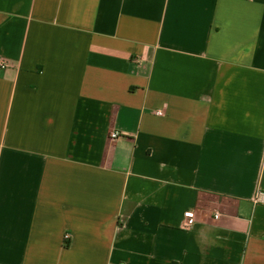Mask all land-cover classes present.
Instances as JSON below:
<instances>
[{
	"label": "crops",
	"instance_id": "obj_1",
	"mask_svg": "<svg viewBox=\"0 0 264 264\" xmlns=\"http://www.w3.org/2000/svg\"><path fill=\"white\" fill-rule=\"evenodd\" d=\"M0 60V264H264V0H0Z\"/></svg>",
	"mask_w": 264,
	"mask_h": 264
},
{
	"label": "built area",
	"instance_id": "obj_2",
	"mask_svg": "<svg viewBox=\"0 0 264 264\" xmlns=\"http://www.w3.org/2000/svg\"><path fill=\"white\" fill-rule=\"evenodd\" d=\"M0 67H6V62L4 60H0ZM158 114H162V112H158ZM113 138H118L119 134L118 133H113L112 134ZM256 203H264V192L259 191L256 199H255ZM186 218H187V226L191 227L194 224L195 221V213L193 211H188L186 213ZM216 218H219V214L216 215ZM70 232H67V236H66V240L69 241L70 239Z\"/></svg>",
	"mask_w": 264,
	"mask_h": 264
}]
</instances>
